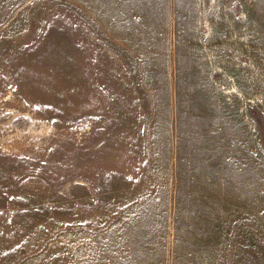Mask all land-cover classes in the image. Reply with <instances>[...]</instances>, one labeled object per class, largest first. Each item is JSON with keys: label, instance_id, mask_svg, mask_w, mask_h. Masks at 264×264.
Here are the masks:
<instances>
[{"label": "rangeland", "instance_id": "rangeland-1", "mask_svg": "<svg viewBox=\"0 0 264 264\" xmlns=\"http://www.w3.org/2000/svg\"><path fill=\"white\" fill-rule=\"evenodd\" d=\"M0 264H264V0H0Z\"/></svg>", "mask_w": 264, "mask_h": 264}]
</instances>
